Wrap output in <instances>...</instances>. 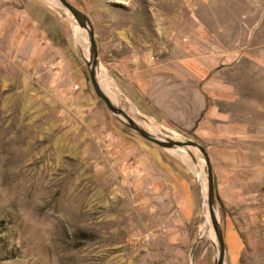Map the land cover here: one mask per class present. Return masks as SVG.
<instances>
[{
    "label": "rangeland",
    "instance_id": "374dc122",
    "mask_svg": "<svg viewBox=\"0 0 264 264\" xmlns=\"http://www.w3.org/2000/svg\"><path fill=\"white\" fill-rule=\"evenodd\" d=\"M67 1L89 19L104 52L114 44L121 51L122 42L135 50L156 30L162 46L177 38L181 56H209L202 33L189 38L207 0ZM211 1L250 24L264 14V0ZM88 55V30L58 0H0V264H215L203 154L161 147L112 114L92 87ZM100 65L102 89L140 126L191 140L146 122ZM242 72L249 78L241 86L260 95L263 68ZM249 140L228 150L201 143L225 264H264V172L257 181Z\"/></svg>",
    "mask_w": 264,
    "mask_h": 264
},
{
    "label": "crops",
    "instance_id": "0c3cea01",
    "mask_svg": "<svg viewBox=\"0 0 264 264\" xmlns=\"http://www.w3.org/2000/svg\"><path fill=\"white\" fill-rule=\"evenodd\" d=\"M207 1V14L191 19L189 38L202 33L209 56L200 60L188 49L181 56L177 38L162 46L156 30L143 33L135 50L122 42L121 51L114 44L104 52L95 37L98 78L99 65L104 62L109 77L146 122L150 119L161 127L189 133L192 141L209 143L207 149L228 150L250 139L255 179L260 181L264 172V81L260 95L246 92L241 82L249 78L242 72L246 65L264 70V41L255 40L258 35L264 38V14L250 24L247 15L233 13L230 5L228 13L227 7Z\"/></svg>",
    "mask_w": 264,
    "mask_h": 264
},
{
    "label": "water",
    "instance_id": "95a60500",
    "mask_svg": "<svg viewBox=\"0 0 264 264\" xmlns=\"http://www.w3.org/2000/svg\"><path fill=\"white\" fill-rule=\"evenodd\" d=\"M60 5L68 10L71 15L74 17L76 22L86 28L88 30V39H89V58L88 60L85 59L86 65L89 71V77L92 84V87L98 97H100L103 102L105 103L106 107L109 111L114 114L115 116L123 117V123L128 126L129 128L136 131L139 135L144 137L145 139L161 146L164 148L169 147H186V146H193L199 149V151L203 154L205 159V166H206V201L209 211V216L211 220L212 227L215 232V236L218 243V257L215 261V264H225V244L224 238L222 233V228L220 225V221L216 211V204H215V192H214V181H213V171L212 166L208 157V154L205 148L198 142L192 140H178V139H171V138H160L154 133H151L146 128L140 126L123 108L117 106L111 98L105 93L102 89L99 79H98V51L96 40L94 37L93 29L89 19L86 15L77 9L75 6L70 4L67 0H58Z\"/></svg>",
    "mask_w": 264,
    "mask_h": 264
},
{
    "label": "bare ground",
    "instance_id": "6f19581e",
    "mask_svg": "<svg viewBox=\"0 0 264 264\" xmlns=\"http://www.w3.org/2000/svg\"><path fill=\"white\" fill-rule=\"evenodd\" d=\"M79 25V24H78ZM79 28L80 29H84L82 26H80L79 25ZM87 54H88V52H86ZM89 56V55H88ZM88 60V59H87ZM99 83H100V85L101 86H103L104 87V85H103V83H102V78H100V75H99ZM110 82V81H109ZM110 84L111 85H114L115 84V82L114 81H111L110 82ZM104 89H106L105 87H104ZM108 90V89H107ZM110 93V92H109ZM112 96V95H111ZM127 99V98H126ZM148 130V129H147ZM148 131H150V130H148ZM151 133H154L155 132V130L152 132V131H150ZM177 148H182V149H184V153L187 155V153L188 152H186V150H185V148L184 147H177ZM203 174V173H202ZM205 175V174H204ZM205 178H206V175L204 176ZM203 191H204V193L206 192V179H205V185L203 184ZM205 200H206V198H205ZM206 204H207V202H206ZM205 214L207 215L206 216V223H207V231H208V233L210 234V236H212L213 235V233H212V229H213V227H212V224H211V220H210V216H209V211H208V206H206V209H205ZM206 235V234H205ZM214 239H215V237H214Z\"/></svg>",
    "mask_w": 264,
    "mask_h": 264
}]
</instances>
